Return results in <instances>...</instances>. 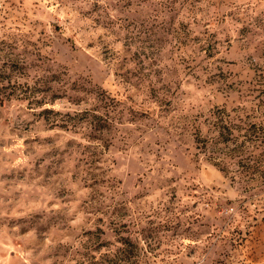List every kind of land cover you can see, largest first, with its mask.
<instances>
[{
	"label": "rangeland",
	"instance_id": "rangeland-1",
	"mask_svg": "<svg viewBox=\"0 0 264 264\" xmlns=\"http://www.w3.org/2000/svg\"><path fill=\"white\" fill-rule=\"evenodd\" d=\"M0 90V264H264V0H0Z\"/></svg>",
	"mask_w": 264,
	"mask_h": 264
},
{
	"label": "trees",
	"instance_id": "trees-1",
	"mask_svg": "<svg viewBox=\"0 0 264 264\" xmlns=\"http://www.w3.org/2000/svg\"><path fill=\"white\" fill-rule=\"evenodd\" d=\"M2 94L3 93H1V90H0V102H2V99H3ZM5 96H8L9 97L10 96V91H7L6 94H5Z\"/></svg>",
	"mask_w": 264,
	"mask_h": 264
}]
</instances>
